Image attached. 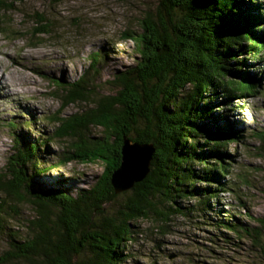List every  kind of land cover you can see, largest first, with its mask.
I'll return each instance as SVG.
<instances>
[{
	"label": "trees",
	"instance_id": "1",
	"mask_svg": "<svg viewBox=\"0 0 264 264\" xmlns=\"http://www.w3.org/2000/svg\"><path fill=\"white\" fill-rule=\"evenodd\" d=\"M198 1L206 6L203 13L208 21V35L202 34L199 26L198 30L187 32L172 44L171 32L180 23H190V19L179 16L171 20L165 14L157 16L152 22L156 28L149 26V19L144 18L141 29L127 35V38L136 41L133 42L134 51L140 53V58L133 67L118 70L108 80V85L116 89L117 94L111 96L102 93L95 85L99 83L96 75L100 73V55L97 52L88 54L90 65L76 77L57 81L60 85L57 92L66 99L62 100L65 106L72 102L87 104L86 111L79 112L85 114L79 117L76 126L74 121L78 113L53 115L54 122L58 124L57 134L73 140L72 153L68 156L60 154L59 163L74 159L88 160L100 163L105 174L92 182L91 190L95 193L82 190L76 197H54L49 190L31 189L35 188L32 178L42 171L36 160L37 147L27 146L22 152L11 153L8 168L14 172V181H10L9 176L0 177V237L7 241L9 247L2 253L3 256L0 254V261L7 256L8 259H16L15 264H25L24 260L27 264H87L89 259L81 257L79 253L89 244L90 251L86 256L97 253L95 264H122L126 259L125 250L130 248V241L136 234L133 227L135 221H152L154 214L171 220L169 218L182 209V204L175 200L178 197H194L198 193L210 199L216 196L221 187L218 177L214 180L216 186L202 187L203 192L198 182L210 183L220 172L226 176L235 161L234 154L215 139H209L206 128L199 122L215 110L211 99H220L225 94L224 90L232 87L235 92L244 95L259 88L255 76H244L245 55H257L264 51V32L257 25L258 19L264 21V14L252 13L250 9L256 7L258 0H183L197 17L199 13L195 5ZM248 2L252 6L247 5ZM176 3L182 4L177 0ZM162 7L167 10L165 0ZM43 21L41 24L45 29L41 33H45L48 27V22ZM127 30L124 28L122 34H126ZM257 30L262 32L259 37ZM131 70L134 71L128 73ZM208 93L211 96L206 97ZM95 106L113 115L107 121L97 122ZM222 109L227 110L226 106ZM163 115L165 120H162ZM46 118L50 120L51 116ZM153 119L157 120V125L161 121L158 129L162 130V136L170 138V142L156 149L148 177L137 183L119 204L118 197L112 193V185L108 190L107 184L120 166L124 138L129 136L133 140L148 142L152 139L148 126ZM91 126L100 130L94 136H86V130ZM229 126V131L235 134L241 132L235 126ZM137 132L140 139L134 138ZM189 133L193 134L192 138ZM96 136L102 138L96 139ZM223 138L226 141L232 139L228 132L224 133ZM180 141L184 142L182 146ZM31 167L33 170H30ZM242 176L246 183H250L246 176ZM170 178H175V183L168 182ZM23 181L27 182L28 188ZM32 197H37L35 201L43 207L35 205L32 208L29 200ZM91 200L99 204L90 205ZM45 201L48 205L52 201H60L66 206L52 215L42 216L46 209ZM104 205L108 207L104 209ZM149 206L153 207L152 211H148ZM25 210H31L32 214L27 213L25 218ZM251 218L264 223V218L259 215H251ZM5 224L13 232L11 238H6L2 233ZM237 228L242 232L239 226ZM246 228L256 230L253 239L255 249L256 246H259L257 250L264 247V229L251 224H247ZM75 229L77 236L70 235ZM246 231L252 234L250 229ZM68 237L69 240H66ZM56 239L60 240L61 247H58Z\"/></svg>",
	"mask_w": 264,
	"mask_h": 264
},
{
	"label": "rangeland",
	"instance_id": "2",
	"mask_svg": "<svg viewBox=\"0 0 264 264\" xmlns=\"http://www.w3.org/2000/svg\"><path fill=\"white\" fill-rule=\"evenodd\" d=\"M201 4L198 1L197 5ZM255 4V8L250 7L252 13L264 9V0H258ZM149 11L155 9L142 0L0 1V171L7 166L11 153L22 152L25 147L35 145L36 160L42 169L39 176L32 178L35 188L45 190L44 187L62 181L69 189H79L77 182L84 172L93 173L95 180L99 178L104 169L100 163L83 159L59 163L57 157L60 154L68 156L72 153L73 140L57 134L58 124L54 122L53 115L78 113L74 121L76 126L79 117L85 114L79 112L86 111L87 104L65 106L53 89L60 85L57 82L51 85L46 77L74 78L90 65L88 54L97 52L100 55V73L95 74L96 80L102 84L104 92H111L105 80L112 79L118 69L107 65L114 62L128 69L137 63L140 53L134 51L133 42L136 41L127 38V35L136 32L135 29H141L144 14ZM43 20L48 22L45 33L40 32L45 29L41 24ZM124 28H128L126 34H122ZM261 29L264 32V23ZM245 56L246 71L256 77L258 86L259 80L264 84V51ZM67 72L70 76L64 78L62 73ZM4 77H7V84L13 85L12 88L3 84ZM14 78L22 80V84L18 81L15 87L12 82ZM258 90L253 92L255 94L242 95L239 92L234 99L225 93L220 99L214 100V114L228 119L230 125L243 132L244 140L230 145V151L235 152V161L225 180L233 188H219L211 199L200 193L194 197L176 198L182 204V209L169 218L168 227L166 219L155 214L151 216L152 221H135L133 227L136 237L131 247L125 250L126 264H264V247L260 250H257L259 246H256L257 249L254 247L256 230L246 228L247 224H251L264 229V223L251 218V215L264 218V157H260L261 152H258L264 150V143L252 135L264 123V108L258 105ZM218 103L225 104L227 110L218 109L215 106ZM250 106L254 108L255 114L246 109ZM46 116H51V119ZM13 120L16 122L11 128ZM3 123L7 125L6 128L2 126ZM88 129L86 136H94L100 130L93 126ZM53 135L57 141L52 140ZM246 146L251 148L252 154L248 153ZM243 165L250 170L261 167L258 172L247 173L250 183H246L242 176H246ZM72 174L80 178L69 177ZM137 183L139 181L132 182L128 191L119 194V204ZM199 189L204 191L202 186ZM95 200L89 204H99ZM171 202L174 203V200ZM147 209L152 211L153 207ZM27 213L32 214L31 210H25V218ZM246 229H250L252 234H248ZM73 234L77 236L76 229L71 231L70 235ZM158 243L160 246H157ZM8 249L7 241L0 238V254ZM84 249L79 255L90 260L87 264H95L97 253L86 256L90 251L89 244ZM163 249L166 250L163 252ZM170 249L176 256L168 260L167 252ZM15 261L5 256L0 264H15ZM24 263L27 264L25 260Z\"/></svg>",
	"mask_w": 264,
	"mask_h": 264
},
{
	"label": "bare ground",
	"instance_id": "3",
	"mask_svg": "<svg viewBox=\"0 0 264 264\" xmlns=\"http://www.w3.org/2000/svg\"><path fill=\"white\" fill-rule=\"evenodd\" d=\"M171 7H172V10H173V12L174 13H180V14H184V15H187V14H189L190 13V10H189V8H188V6H186V5H184V4H171ZM259 13H260V15H262L263 16V14H264V9L263 8H261L260 9V11H259ZM263 21L262 20H260V19H258V22H257V25H259L260 27L263 25ZM263 32V31H262ZM262 32H260V31H258L257 30V33H256V35L259 37V36H261V33ZM262 41L264 42V38L262 39ZM165 46V45H164ZM168 45H166V49H168ZM165 49V50H166ZM114 62H110V63H108V67H115L116 69H118L119 71H121V70H123V68L120 66V65H118V64H113ZM134 70H131L130 72H128V73H131V72H133ZM68 74H64V73H62V76L64 77V78H66V77H69L70 76V73L69 72H67ZM264 74V72H262V75ZM135 75H133L132 77H134ZM244 76L245 77H247V78H249V76H250V74L246 71V72H244ZM47 78V80L50 82V84L52 85L53 84V82H57V81H61V79H62V77L60 76L59 78L58 77H46ZM6 81H7V77H4V80H2V82H3V84L6 86V87H9V88H12V86L13 85H9V84H7L6 83ZM18 81H20V84H22V80H17V79H13L12 80V82H13V84H14V86L15 87H17L18 86ZM105 82H106V84H108L109 83V81H108V79H106L105 80ZM29 83H31V82H26V84H29ZM95 85H96V87L102 92V93H108V94H111V96H113V95H115V94H117V90L116 89H112L111 87V89H112V91L111 92H104L103 91V86L102 85H100V83H95ZM110 86V85H109ZM217 87H219L218 85H217ZM54 89V91L56 92V94H57V97L59 98V99H61V100H66V99H64L63 97H60V95H59V93L57 92V89L58 88H53ZM216 91V90H215ZM224 92L226 93V94H228V95H230V96H232V98H233V96L235 97L236 96V94L238 93V92H235L234 91V89L232 88V87H230L229 89H227V90H224ZM263 95H264V84H263V82H262V80H259V90H258V93H257V97H258V105L259 106H261L262 108H264V97H263ZM209 96H211V95H209V93L206 95V97H209ZM215 97H212V99H211V104H213L214 105V99ZM72 103H74V104H77V103H79V102H72ZM166 105V104H165ZM243 105H245V104H243ZM216 107H219V108H223L224 106H225V104H223V103H221V104H216L215 105ZM214 107V106H213ZM95 109H96V117H95V120L97 121V122H99V121H101V120H108L112 115H113V113L112 112H109V111H107L106 109H98L99 107L98 106H95L94 107ZM246 109L248 110V111H250L252 114H255V110H254V108L252 107V106H250V107H246ZM252 109V110H251ZM164 116V115H163ZM18 119V118H17ZM162 120H165V116L163 117V119ZM204 121L205 122H207V123H204ZM15 122H16V120H13V121H11V128L15 125ZM160 120H159V124L157 125V120L156 119H153V121H152V123L148 126V128L150 129V134L152 135V139H149L148 140V142H141V141H138V140H133L132 138H129L130 140H133V141H138V142H140V143H147V144H151V145H153V149H155V152H156V149H159V147L160 146H162V145H164V144H168L169 142H170V138L169 137H167V136H162V130H159L158 129V126L160 125ZM199 124L200 125H203L205 128H206V134L207 135H209V139L210 138H212V139H215L218 143H220V144H222L223 146H224V148L225 149H228L229 151H230V145L232 144V143H234V142H236V141H242V140H244V137H243V132H242V130H241V132H239V133H237V134H235V132L234 131H229V129H228V127L227 126H229V124H228V119H224V118H221V116L219 115V116H216L215 114H214V111H211L210 112V114H209V116H206L204 119H202L200 122H199ZM263 125H262V127L260 128H256L255 130H254V132H253V136H254V138H257V139H259V140H261L263 143H264V123H262ZM3 127H7V125L5 124V123H3V125H2ZM230 127V126H229ZM226 132H228L229 133V135L232 137V139H230V140H228V141H226V140H224V138H223V136H224V133H226ZM66 135H69V134H67L66 133ZM192 133H189V136H190V138H192ZM261 137L263 138V140L261 139ZM100 138H102V136H96V139H100ZM134 138L135 139H140V134L137 132V133H135V135H134ZM52 140H56V138H55V136L53 135V137H52ZM184 140H185V135H184ZM57 141V140H56ZM190 142V141H189ZM184 144V142L183 141H180V146H182ZM200 146H202V144L200 143L199 144ZM247 147V146H246ZM223 148V149H224ZM248 148V153L249 154H252L251 153V148H249V147H247ZM235 150H236V148H235ZM154 152V153H155ZM231 153H232V151H230ZM258 152H261V153H264V150H258ZM235 153V152H234ZM233 153V154H234ZM186 155H188V154H186ZM6 156V155H5ZM5 156H3V157H5ZM263 157H264V154H263ZM57 158H59V156L57 157ZM56 158V159H57ZM187 159H188V157H187ZM48 165H49V163H47ZM243 170H244V172H245V175H246V177L248 178V176H247V173H255V172H258V171H260V169L259 168H261V167H256V168H254L253 170H250L249 169V167L248 166H246V165H243ZM119 170V167L118 168H116V170H115V173L117 172ZM230 170V169H229ZM229 172V171H228ZM90 173V174H89ZM84 172L83 173V177L77 182V186H78V188L79 189H81V190H79V189H69L68 187H66L63 183H62V181L61 182H59L58 184L60 185V186H64L65 188H66V190L68 191V192H70L71 193V195L73 196V197H76V196H78V195H80V193H81V191L82 190H87V191H91L92 193H95L93 190H91V183L95 180V179H83V178H92V177H94V175H93V173H91V172ZM13 174H14V172L13 171H11L9 168H8V164H7V166L4 168V169H2L1 171H0V177L1 178H4V177H6V176H9V179H10V181H14V178H13ZM104 174H105V170H102V172H101V175L99 176V179L100 178H103V176H104ZM192 178H195L196 179V177L195 176H192V175H190ZM216 177L213 179V181H211L210 183H208V182H204V181H199L198 182V184L200 185V187L202 186V187H206V186H208V185H215L216 184V182L214 181V180H217V177H218V179H219V182H220V184H221V187H220V189L222 190V189H226V190H229V189H232L233 187L231 186V185H228L227 184V181L225 180L226 178H225V176H224V174H223V172H220L219 173V175H215ZM69 177H79V176H76V175H69ZM80 178V177H79ZM120 179V177H118V176H115V179L114 180H112L110 183H108L107 184V186H108V190H109V188H110V186L112 185V193H113V195L115 196V197H119V194L120 193H122V192H119L118 190H117V187L114 185V183L113 182H115V181H118ZM174 179L175 178H170L169 180H168V182H172V183H175L174 182ZM249 179V178H248ZM197 180V179H196ZM23 183L26 185V186H28V184H27V182H24L23 181ZM90 189V190H89ZM34 191H38L36 188H34ZM172 191L174 192V187L172 188ZM39 193V192H38ZM2 200V196H1V193H0V201ZM108 206H106V205H104V209L105 208H107ZM42 216H47V213L46 212H43V214H42ZM233 216V215H232ZM224 217V216H223ZM238 220V219H237ZM169 221L170 220H166V223H167V227H168V224H169ZM238 221H240V220H238ZM228 223H231V222H228ZM14 225V224H13ZM2 233H3V235L6 237V238H11L12 236H13V232L11 231V229L9 228V226L7 225V224H5L4 225V228H3V230H2ZM135 234H134V237H133V239H135ZM1 238V237H0ZM2 239V238H1ZM133 239L130 241V245H131V243H132V241H133ZM56 241L58 242V247H61L62 246V244L60 243V241H59V239H56ZM157 246H160L159 245V243L157 244ZM131 247V246H130ZM4 254H2V256H3ZM167 255L169 256L167 259L169 260V259H173V257H175L176 256V253H173V251L170 249V251H168L167 252ZM164 259H166V257L164 258Z\"/></svg>",
	"mask_w": 264,
	"mask_h": 264
},
{
	"label": "water",
	"instance_id": "4",
	"mask_svg": "<svg viewBox=\"0 0 264 264\" xmlns=\"http://www.w3.org/2000/svg\"><path fill=\"white\" fill-rule=\"evenodd\" d=\"M144 3L151 4L152 8L155 9V11H149L146 14H144V18L149 19V26H154L156 28V24L152 23L155 18L161 14H165V17L167 19H175L179 16H182L184 19H190V23H180L178 27H176L170 34L171 37V43L174 44L177 39L183 35H185L189 31H196L198 30V27H201L200 32L202 34L208 35L209 29H208V21L205 18V14L203 13L206 10V6L204 4L201 5H195V8L197 12L199 13V17H197V14L194 10L190 11L189 14L184 15L180 13H174L171 7V4H177L176 0H165L167 10H165L162 7V1L163 0H142ZM178 2H181L182 4L188 6L189 4L186 2H183V0H177ZM190 10V9H189ZM196 19V21L194 20ZM150 31V30H148ZM153 33L152 31H150ZM214 34V33H213ZM129 136H125L124 138V144L122 146V158L121 163L119 166V170L115 173H113L112 180L115 179V176L120 177L118 181L113 182L114 185L117 187V190L119 192L128 191V189L131 187L132 182L144 181L148 175L151 172V161L153 159V155L155 152V149H153V145L147 144V143H140L138 141L130 140ZM26 186V185H25ZM29 186V185H28ZM28 186H26L28 188ZM45 190H49L51 194L54 197L59 196H69L73 197L70 192L66 190L64 186H60L59 184L56 185H49L48 187H44ZM32 190H34L31 187ZM31 194V193H30ZM37 197L30 198L31 206L32 208L37 207H43L39 203H37L35 200ZM46 203V209L44 212L47 213V215H52L53 213L63 209L66 205L62 202L58 201H52L48 205L47 201ZM36 205V206H35Z\"/></svg>",
	"mask_w": 264,
	"mask_h": 264
},
{
	"label": "clouds",
	"instance_id": "5",
	"mask_svg": "<svg viewBox=\"0 0 264 264\" xmlns=\"http://www.w3.org/2000/svg\"><path fill=\"white\" fill-rule=\"evenodd\" d=\"M251 4H252L251 2H250V3H249V2L247 3V5H249V6H252ZM263 22H264V21H263Z\"/></svg>",
	"mask_w": 264,
	"mask_h": 264
}]
</instances>
